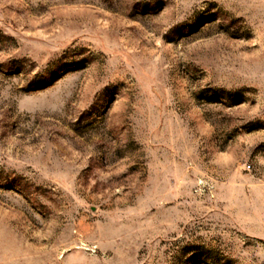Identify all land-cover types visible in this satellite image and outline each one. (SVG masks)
<instances>
[{
    "label": "rangeland",
    "instance_id": "rangeland-1",
    "mask_svg": "<svg viewBox=\"0 0 264 264\" xmlns=\"http://www.w3.org/2000/svg\"><path fill=\"white\" fill-rule=\"evenodd\" d=\"M0 264H264V0H0Z\"/></svg>",
    "mask_w": 264,
    "mask_h": 264
}]
</instances>
